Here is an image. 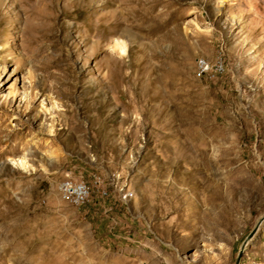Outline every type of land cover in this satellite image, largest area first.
Listing matches in <instances>:
<instances>
[{
	"label": "rangeland",
	"instance_id": "obj_1",
	"mask_svg": "<svg viewBox=\"0 0 264 264\" xmlns=\"http://www.w3.org/2000/svg\"><path fill=\"white\" fill-rule=\"evenodd\" d=\"M263 216L264 0H0V264H235Z\"/></svg>",
	"mask_w": 264,
	"mask_h": 264
},
{
	"label": "built area",
	"instance_id": "obj_2",
	"mask_svg": "<svg viewBox=\"0 0 264 264\" xmlns=\"http://www.w3.org/2000/svg\"><path fill=\"white\" fill-rule=\"evenodd\" d=\"M203 67V71H205V75H209L210 79L215 77L217 74H220L224 71L223 62L221 65V69L218 72H208L207 65H199ZM59 190L64 191L66 196H73L75 199V203H79V206L85 205L89 200V193H85V184L81 183H62L59 184Z\"/></svg>",
	"mask_w": 264,
	"mask_h": 264
},
{
	"label": "bare ground",
	"instance_id": "obj_3",
	"mask_svg": "<svg viewBox=\"0 0 264 264\" xmlns=\"http://www.w3.org/2000/svg\"><path fill=\"white\" fill-rule=\"evenodd\" d=\"M116 45L118 46L119 44L116 43ZM119 48H120V50H123L124 46L123 45L119 46ZM2 60L4 61V58ZM199 65H207V71L208 72H218V70L221 69L222 61H221V59H219L212 66H209V64L204 59H202V58L197 59L196 66H197V70H198L199 75H201L205 78H210L209 75H205V71H203V67L199 66ZM180 152H182V151H180ZM180 152H179V155H181ZM177 153H178V151H177ZM183 155H184V153H183ZM177 156H178V154H177ZM185 156L186 155H184V158H185ZM23 163H24V160L20 159L18 164H21L23 166ZM196 165H197V163H196ZM68 177L70 178L71 176L68 175ZM63 179H62V183H81L78 181L74 182L70 179H64V180ZM57 184H59V183H57ZM60 192L62 193L63 197L66 198L69 202H71L72 204H74L76 206H79V203H75V199L73 196H66L64 191H62V190H60ZM85 193H89L87 185H85Z\"/></svg>",
	"mask_w": 264,
	"mask_h": 264
},
{
	"label": "water",
	"instance_id": "obj_4",
	"mask_svg": "<svg viewBox=\"0 0 264 264\" xmlns=\"http://www.w3.org/2000/svg\"><path fill=\"white\" fill-rule=\"evenodd\" d=\"M264 221V216L257 222L256 226L250 231V233L246 236L245 240L243 241V244L238 252V255L235 259V264H239L243 249L245 244L248 242V240L251 239V237L253 236V234L255 233V231L257 230L258 226L260 223H262Z\"/></svg>",
	"mask_w": 264,
	"mask_h": 264
}]
</instances>
